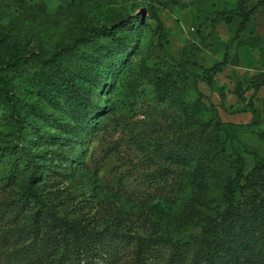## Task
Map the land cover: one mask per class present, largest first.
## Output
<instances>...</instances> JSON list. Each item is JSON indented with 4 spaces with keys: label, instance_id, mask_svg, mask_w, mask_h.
Instances as JSON below:
<instances>
[{
    "label": "rangeland",
    "instance_id": "rangeland-1",
    "mask_svg": "<svg viewBox=\"0 0 264 264\" xmlns=\"http://www.w3.org/2000/svg\"><path fill=\"white\" fill-rule=\"evenodd\" d=\"M263 11L264 0H0V202L14 206H0V264H61L53 213L188 244L187 264H209L206 252L220 264L254 257L264 230ZM217 16L206 42L226 44L198 51ZM226 50L231 85L203 97L195 83ZM250 109V119L221 115ZM238 153L247 165L236 185ZM32 175L38 199L26 203Z\"/></svg>",
    "mask_w": 264,
    "mask_h": 264
},
{
    "label": "trees",
    "instance_id": "trees-1",
    "mask_svg": "<svg viewBox=\"0 0 264 264\" xmlns=\"http://www.w3.org/2000/svg\"><path fill=\"white\" fill-rule=\"evenodd\" d=\"M264 13V11L262 12ZM257 14V13H256ZM255 16V17H254ZM256 19V15H254ZM252 19V20H254ZM158 26L161 29L163 23L160 18H157ZM222 19L219 16L215 17L212 22L213 29L203 37L202 46L196 44L195 48L198 51L211 48V52H217L226 43L220 39L217 35L218 43H207L209 37L214 35V28L217 23ZM225 22L230 21L229 18L223 19ZM245 25H240L239 31L230 38L231 42H234L242 37L241 33L245 30ZM104 34H109L111 28L102 26L98 29ZM242 30V31H241ZM229 46V45H228ZM186 48L184 49V52ZM231 60V55L226 50L224 58L214 63L206 70L205 73L210 72V75H206L203 81H206L210 86L214 85V75L222 71ZM200 82V81H199ZM198 84L195 83L196 91L203 97H208L198 88ZM262 120H255L252 124L260 125ZM252 156L258 157V154L254 151H248ZM238 169L236 177H234V183L240 184V181L245 176V168L247 160L241 153L237 155ZM35 175H32L28 182V196L24 198V202H28L31 198L38 199L36 197V190L32 188V184L35 181ZM234 195V187L229 190V202H232ZM25 203V204H26ZM5 209H13L14 206L11 202H0V206ZM53 223L58 224L59 228L63 230L62 235L59 233L53 236V242L51 251L59 246L58 261L63 264H117L122 260H126V264H187L190 258V248L188 244L176 243L169 238H154L144 237L141 235H134L126 233L125 231H119L118 229L111 227H103L101 229H88L79 223H71L69 220L57 216L51 215ZM38 226H35V230ZM231 250L237 252L235 247H231ZM207 263L220 264L217 256L210 252H206ZM245 264H264V230L262 231L261 243L254 249V257L244 258Z\"/></svg>",
    "mask_w": 264,
    "mask_h": 264
},
{
    "label": "crops",
    "instance_id": "crops-1",
    "mask_svg": "<svg viewBox=\"0 0 264 264\" xmlns=\"http://www.w3.org/2000/svg\"><path fill=\"white\" fill-rule=\"evenodd\" d=\"M257 22H258V33L264 35V25L262 26V24H264V14L261 15H257ZM260 36V35H259ZM242 43L239 42L238 45L240 46ZM244 44V42H243ZM234 60V57H233ZM231 60V62L229 63V66H233L235 63L234 61ZM228 66V65H227ZM226 68V67H225ZM225 71H220L217 74L214 75V85L210 86L206 81H201L199 83V88L200 91H202L204 94H206L207 96H212L213 99L217 98V94L219 89L223 88L224 86H227V84L231 85V79L227 78L224 75ZM261 106L264 108V99L260 101L259 103ZM254 107L258 108L259 105H254ZM255 110L250 109L248 111H244L240 113H228L226 111L221 112L222 117L224 118V120H228L231 122L237 121V119H250L253 118L255 115ZM258 113H259V109H258ZM225 115V116H224Z\"/></svg>",
    "mask_w": 264,
    "mask_h": 264
}]
</instances>
